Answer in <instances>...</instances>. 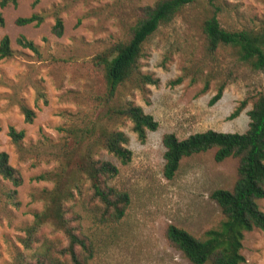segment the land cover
<instances>
[{
  "label": "rangeland",
  "instance_id": "rangeland-1",
  "mask_svg": "<svg viewBox=\"0 0 264 264\" xmlns=\"http://www.w3.org/2000/svg\"><path fill=\"white\" fill-rule=\"evenodd\" d=\"M156 1L18 0L0 5L5 17L0 41L8 35L14 50L12 56H0V152H8L22 177L15 186L0 175V264H14L19 252L33 258L46 238L58 249L67 245L64 234L49 226L42 229L33 249H24L22 238L35 213L45 207L43 191L53 186L52 180L38 176L58 169V152L67 139L72 140L68 129L79 131L97 123L124 131L132 157L123 163L100 142L90 147L95 158L119 168L107 184L129 193L121 219L100 218L102 204L92 197L87 182L66 203L72 223L94 242L91 264H193L168 239V226L176 224L202 237L224 218L211 194L217 188H233L239 159L217 161L216 148H211L185 156L169 179L164 175L163 136L247 130L249 110L264 92V69L242 61L230 45L209 50L203 22L215 7L226 29L263 30L264 0H213L214 6L207 0L189 3L144 42L139 68L157 83L135 76L110 101L140 105L159 122L141 140L128 118L103 116L107 84L94 57L113 42L127 39L140 8ZM32 14L42 15L43 21L17 22ZM57 17L63 20L61 35L53 31ZM21 36L34 41L37 50L21 45ZM222 84L221 98L210 103ZM242 104L240 113L231 117ZM23 106L35 112L32 121L26 120ZM11 126L25 132L19 143L9 135ZM259 204L264 211V198ZM242 252L246 259L240 264H264L260 228L245 232Z\"/></svg>",
  "mask_w": 264,
  "mask_h": 264
},
{
  "label": "trees",
  "instance_id": "trees-1",
  "mask_svg": "<svg viewBox=\"0 0 264 264\" xmlns=\"http://www.w3.org/2000/svg\"><path fill=\"white\" fill-rule=\"evenodd\" d=\"M198 0H157L153 5L140 8L139 16L133 25L127 39H121L107 46L95 55L94 61L105 75L107 94L105 95L107 119L124 117L131 120L133 129L141 140H145L147 130L158 128L159 122L140 105L132 102L113 104L119 87L133 77L143 82L157 83L151 74H143L139 68V60L144 55V42L159 28L161 24L170 22L187 4ZM213 4V0H207ZM18 0H0L2 7L9 3L16 4ZM43 21L40 14L19 17L20 24ZM5 24V17L0 10V28ZM53 31L63 33V20L57 17ZM208 48L216 50L221 45L234 47L239 58L251 64L252 67L264 69V29L263 30H230L224 28L217 16V8L203 22ZM18 42L33 50L37 46L32 40L21 36ZM14 50L11 40L5 35L0 41V56H12ZM224 91L222 84L210 103L221 98ZM243 104L237 107L231 117L237 116ZM27 121H32L35 112L23 106ZM250 122L245 132L218 131L208 129L194 132L180 138L174 132L165 133L163 143L164 175L172 179L185 156L216 148L215 159L222 161L228 157H237L238 178L232 189L217 188L211 196L220 205L224 218L217 227L205 231L198 237L189 230L176 224H170L166 235L170 242L183 251L193 264H240L246 257L242 252L245 232L260 228L264 234V211L259 200L264 198V92L254 102L249 110ZM72 140H66L64 147L58 152L60 165L55 171L41 174L40 178L50 179L53 186L44 190L42 198L45 201L43 210L36 212L33 222L26 228V236L22 238L24 249H33L40 241V232L49 226L54 232H62L67 239V245L56 248L52 240L46 238L39 251L30 258L24 252H19L14 264H91L95 254L92 239L81 232L72 223L67 214V202L75 197V190L82 191L84 182L88 183L92 197L99 200L103 211V220L121 219L130 202L129 193L107 184V179L115 176L119 168L109 160H100L93 156L91 146L100 142L123 163L131 160L132 151L126 146L128 136L122 130L111 129L107 125L93 124L79 131L68 129ZM12 140L19 143L25 136L24 130L14 126L9 129ZM87 138L93 142L87 143ZM0 175L10 180L15 186L22 183L19 171L10 163L9 154L0 152ZM17 190L10 196L15 197Z\"/></svg>",
  "mask_w": 264,
  "mask_h": 264
}]
</instances>
